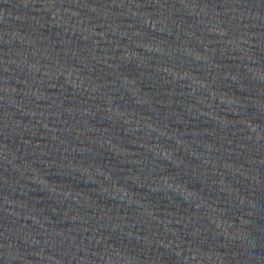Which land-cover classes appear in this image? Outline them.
<instances>
[{
	"label": "water",
	"instance_id": "water-1",
	"mask_svg": "<svg viewBox=\"0 0 264 264\" xmlns=\"http://www.w3.org/2000/svg\"><path fill=\"white\" fill-rule=\"evenodd\" d=\"M0 264H264V0H0Z\"/></svg>",
	"mask_w": 264,
	"mask_h": 264
}]
</instances>
